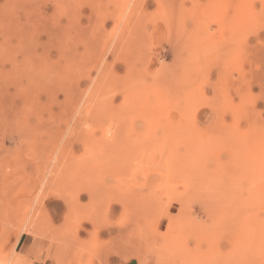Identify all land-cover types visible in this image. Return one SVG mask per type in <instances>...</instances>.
I'll return each instance as SVG.
<instances>
[{
  "label": "rangeland",
  "instance_id": "1",
  "mask_svg": "<svg viewBox=\"0 0 264 264\" xmlns=\"http://www.w3.org/2000/svg\"><path fill=\"white\" fill-rule=\"evenodd\" d=\"M58 1L0 0L7 72L14 57L21 60L16 48L8 49L11 19L55 21L52 11L60 6L61 24L69 25L58 39L62 54L47 44L42 57L47 66L52 59L65 67L52 87L20 85L15 76L0 87L8 90L1 89L0 105L24 93L31 112L49 101L53 114L59 105L69 108L54 134L66 141L64 157L73 151L76 162L83 158L80 133L124 138L128 147L117 158L125 171L106 179L124 198L109 197L108 210L88 211L65 163L56 171L35 168L39 156L20 139L27 122L20 138L11 124L0 126V234L6 232L0 264H57L58 251L49 245L59 233L74 235L76 257L90 264H98L97 253L85 252L86 245L96 241L133 242L127 263L111 254L107 264H264V0ZM46 28L32 36L45 42ZM29 40L35 47L29 59L39 61L41 50ZM126 223L134 233L121 237Z\"/></svg>",
  "mask_w": 264,
  "mask_h": 264
},
{
  "label": "bare ground",
  "instance_id": "2",
  "mask_svg": "<svg viewBox=\"0 0 264 264\" xmlns=\"http://www.w3.org/2000/svg\"><path fill=\"white\" fill-rule=\"evenodd\" d=\"M58 4H59V1L56 2V5H58ZM61 4L63 5V3H61ZM53 9L54 10L52 11V15H53V18H55V21H50V22L49 21L44 22L43 20H41V17L40 18L37 17L34 23H33V21H31V20L28 21L27 19H26L27 21L24 20L25 22L24 21L20 22L19 20H18L19 21L18 22L17 17L16 18L12 17L14 19H11V21L9 23V25H10L9 32L11 34L12 41L9 40L10 42L8 43V49H11V51H13L14 48H16L17 49L16 55L20 54L21 60L17 61L16 57H14L10 63L11 64V70L8 72L5 70L4 62L0 61V87H5L7 84H11L13 81V77H15V76L17 79H14V80H16V82L19 83L20 85H32L35 87H45L46 84H47L46 86L52 87V85L57 81V75L65 67L61 68V66L58 64V62L53 61L50 56H49V58L51 59V62L47 66L45 64V62L42 63V59H43L42 57L48 51L46 49L47 44H48V48H49L50 52L54 51L57 55L62 54V52L59 48V43H60L61 39L60 40H58V39L61 36V31L62 30L65 31L66 27H68L69 25H68V21L66 19L64 20L66 23H64V25L61 24L60 12L63 10L60 9V6H59V8H57L55 6ZM14 10H15L16 14L19 15L18 11L20 10V8L16 7V8H14ZM25 10L23 11V15H20L21 17L22 16L26 17V14H28L27 11H25ZM31 14H32V12H31ZM35 14H36V12H35ZM13 16H15V15H13ZM39 16H41V15H39ZM34 17H35V15H34ZM28 18H30V17H28ZM32 19H33V16H32ZM48 19L49 18H47V20ZM43 27H48V28H46L48 30L45 29L47 39H45V42L41 43L39 41L40 39L38 36L34 37L32 35L35 32L37 33L38 30L40 28H43ZM33 29H34V31L32 33ZM42 30H44V29H42ZM41 35H43V34H41ZM30 38H32L33 41L34 40L36 41L35 46H38L39 49L41 50V55L38 54L36 56L39 59V61H35V60L32 61L33 57L31 58L32 60L29 59V56L31 57V55L28 54V52H30V51L33 52V50H29L27 52L28 48H30V49L35 48V47L31 48L28 46L29 45L28 42H31L29 40ZM6 44L7 43H5V40L0 43V52H3L6 50V46H7ZM104 52H105V50H104ZM22 79H24V80L22 81ZM1 89H0V91H1ZM3 90L5 91V89H2V93L5 95ZM6 91H8V90H6ZM9 96H11V95H9ZM1 97H3V95H1ZM7 98L9 99L10 97H7ZM4 100H6V99H4ZM28 101H29V98H28L27 94H24V93H17L16 94L15 93V94H13L11 103L9 101V103L7 104L8 106L3 105L4 106L3 107L2 103H1V105H0V126L7 127V125L10 126V124H11L13 127L12 130L15 131L16 134L20 133V135H21L23 133L25 135V137H21L19 134H17L19 136V138L21 137L20 139L23 140L24 148L26 149L27 146L29 149H31L30 147H34L35 154H37L39 156L40 161L34 165L35 168L39 169V167L44 166V167L48 168V170L51 169V171H56L59 169V167H60L59 164L61 162L65 163L64 168L71 171L68 174L71 176L72 180L75 181L77 186L80 187V191H82L84 193V195H86L87 201H86L85 205L88 208V211H90L92 208L97 209L98 212L105 211L109 207V200H108L109 197L114 198L116 195L115 192L113 190H111L112 188L110 189L106 183L107 175L109 173H112V172H114L116 174H123L125 171V168H126V166H124L121 162H119L118 158H117L119 150L123 147H128L126 142H125V139L123 138L121 140H116V134H114V133H113L114 136L111 134L110 136H107V137L105 136L101 139H100V136L97 139V138H95L96 136L94 137L91 134L87 135V134L80 133L78 137L80 140L79 143L81 144V147L83 148V150H82L83 151V155H82L83 158L76 162L75 159H77V158H75V156H72L73 151L70 152V155L67 158L64 157V154H65L64 149H65V142L66 141L63 142V140L61 139L62 144L58 143L59 137L55 136L56 133L54 134V130L57 131V128L59 126V122L61 123L65 117L71 116L68 112L69 108L63 109V107L61 108V106L59 105V110L57 111L56 114H53L51 112L52 103H51V101H49L50 103H46V106H44V105L40 106V107L38 106V108H34L33 112H31L30 109L28 108ZM4 103H6V102H4ZM15 108H18V109H15ZM51 114H52V116H49ZM31 121L33 122L32 125L29 124ZM23 122H27V125L22 128V131H21L22 133H21L19 127ZM67 124H68V121H67L66 125ZM74 127L76 128V126H74ZM4 130H6V129H4ZM39 133H40V135L44 134V137L47 136L48 140L46 141L45 139H43L39 135ZM101 134H103V132ZM11 136L13 137L14 135H11ZM101 136H103V135H101ZM31 138L34 139V141ZM60 138H62V137H60ZM11 140H12V138H11ZM70 140L71 139L68 138V142H70ZM21 143H22V141H21ZM0 144H3V143H0ZM31 144L33 146H31ZM21 146H20V148H21ZM131 147H136L137 149H142V146H139L137 144L133 145ZM75 148H77V146ZM11 150L12 149H6L5 152L7 153V156L12 155ZM30 151H32V149ZM2 153H3V146H2V149L0 150V154H2ZM47 153H49V154L54 153L55 158L53 157L52 159H49V157L46 156ZM50 157H52V156L50 155ZM19 159L20 158L17 157L15 159V162L18 164H22L19 161ZM3 162H4V158L1 159V155H0V170L3 167ZM27 167H29V166H27ZM89 167H90V169H88ZM25 169H26V167H24V170ZM5 178L7 180L11 179L10 176H7ZM39 179L42 180V177H40ZM63 179H65L69 183L68 187H70L73 184L67 178L63 177ZM37 184H39V183H37ZM39 185H41V184H39ZM106 188L109 190L107 191ZM116 188H117V191L121 190L120 187H116ZM117 191H116V193H117ZM2 193H4V191ZM38 193H39V191H38ZM121 196H123V198H124V195H122V194L116 196L115 198L120 200ZM64 200H66V199L65 198L61 199V201H64ZM80 207H81V205H80ZM78 208H79V206H78ZM82 208L83 207H81V209ZM84 208H85V206H84ZM79 210H77V211H79ZM136 218H139V221H141L144 217L141 214H139V216H137ZM17 219L20 220L21 217L17 216L16 220ZM37 219L39 220V218H37ZM66 219H65V221L67 222ZM29 223L30 222H28L26 224V227L29 228V230L30 229L35 230L36 224L34 225V223H33L31 226ZM128 224L129 223H126L123 226L121 237H124L126 235L130 236L134 233L133 229L130 228V225L128 226ZM135 224H136V228L138 229V223L135 222ZM135 224H133V225H135ZM145 224H146V226L148 225V223H146V220H145ZM12 225L16 226V223L13 222ZM21 225H22V223H21ZM62 226H63V224H62ZM9 228H11V227H9ZM53 229H54V227H53ZM68 229H71V228L64 227L65 232L70 233V231H72V230H68ZM4 230H6V229H4ZM78 230L79 229H76V231H78ZM24 231L28 232L27 229L26 230L24 229L22 233H24ZM51 231H53V230H51ZM62 231H63V229H62ZM3 232H1V234H0V240L1 241L5 240L4 233H6V232H4V233ZM74 232H75V230H74ZM54 234H56V232ZM76 234H77V232H76ZM59 235H62V237L55 240L56 244L55 245H49V246H52L51 247L52 249H56L58 251V254H59L61 261L59 262V259L58 260L55 259L56 260L55 262L58 261L57 264H90L91 263V259L87 258L86 256H82V257L77 256L76 257V254L73 251L75 249L74 247L76 245V241L73 238L74 235H72V234L71 235H65V233H63V234L59 233ZM54 237L58 238L57 236H54ZM77 237H78V235H77ZM77 237H75V238H77ZM99 242L100 241H96L95 242L96 245H95V243L93 244L96 246L95 248L93 247V245L90 244V242H88L87 245L85 244L86 246H90L88 250H85V252L87 251V253H88V251H89V253H93L92 256L94 255V253L95 254L97 253L96 257L98 260V262H97L98 264H107L108 260L111 258V254H116L118 257H123V259H125L126 263L129 261L130 258L128 256H126L124 254V252L133 242L130 241V242L126 243V245H120L117 243H114L112 245V244H105L106 242H100V243ZM33 245H34V247H37V246H39V242L34 241ZM79 248L81 249V247H79ZM82 248H84V246ZM83 251H84V249H83ZM95 251H97V252H95ZM89 256L91 257V255H89ZM96 257H94V258H96ZM56 258H57V256H56ZM187 260H189V257ZM13 261H14L13 264H15L16 259H13ZM92 261H93V258H92Z\"/></svg>",
  "mask_w": 264,
  "mask_h": 264
}]
</instances>
